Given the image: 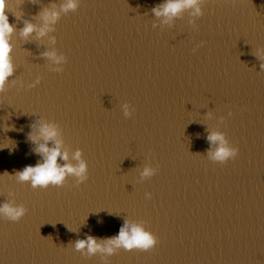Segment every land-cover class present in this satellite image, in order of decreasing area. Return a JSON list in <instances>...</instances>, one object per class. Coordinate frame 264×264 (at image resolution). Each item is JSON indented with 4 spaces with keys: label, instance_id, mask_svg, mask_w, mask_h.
<instances>
[{
    "label": "water",
    "instance_id": "95a60500",
    "mask_svg": "<svg viewBox=\"0 0 264 264\" xmlns=\"http://www.w3.org/2000/svg\"><path fill=\"white\" fill-rule=\"evenodd\" d=\"M68 2L6 0L0 203L25 212L0 214V264H264V0H197L199 12L171 18L153 11L165 0ZM45 11L57 13L47 27ZM42 123L67 150L58 164L75 165L80 151L83 180L18 179L42 160L40 143L53 145ZM212 132L235 157L211 159ZM125 221L155 245L75 247Z\"/></svg>",
    "mask_w": 264,
    "mask_h": 264
},
{
    "label": "clouds",
    "instance_id": "9594fccd",
    "mask_svg": "<svg viewBox=\"0 0 264 264\" xmlns=\"http://www.w3.org/2000/svg\"><path fill=\"white\" fill-rule=\"evenodd\" d=\"M6 0H0V87L3 86L6 78L12 73V64L10 61V44L8 42L9 34L12 32V26L8 22L7 15L5 13ZM64 8H75L76 5L72 0H69ZM194 8L196 12H199L197 0H165V3L158 7H154L153 11L156 15H164L166 18H171L176 15L180 10L186 8ZM57 13L55 11H45V27L47 22L55 20ZM33 25L26 23L22 35H27L33 30ZM44 28L39 30L38 34H43ZM52 56L53 53H45ZM125 107V114H127V105ZM39 135L43 137L44 141L52 140L53 145L49 147L46 143H40L36 151L42 154V160L38 161L35 165H27L22 170L17 172V177L20 180L30 181L33 187L39 185L41 187L48 184L59 185L63 182L66 174H73L78 179L83 180L86 176V164L80 159V151L77 150L73 153V159L78 163L75 165L71 163L58 164L57 157L67 161V150L61 151V140L57 138V129L52 124L40 125ZM36 139L35 136L32 137ZM208 140L211 142H219L218 147L209 153L211 159L214 161L224 162L226 158H233L236 156L238 149L236 147L229 146L225 141L223 134L218 132H212L208 136ZM151 170L144 169L142 175L150 174ZM25 209L23 205H12L10 203H0V214L4 217L17 221L24 214ZM157 237L150 230L143 227L141 224H129L128 221L119 228L118 233L110 238H107L102 243L88 236L84 240H78L75 243L77 249L86 247L89 253L97 250L111 253L114 247H122L124 249H142L148 250L152 248L156 243Z\"/></svg>",
    "mask_w": 264,
    "mask_h": 264
}]
</instances>
